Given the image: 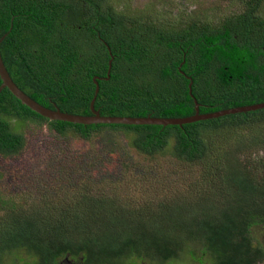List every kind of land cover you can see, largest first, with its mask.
Listing matches in <instances>:
<instances>
[{
  "label": "trees",
  "instance_id": "trees-1",
  "mask_svg": "<svg viewBox=\"0 0 264 264\" xmlns=\"http://www.w3.org/2000/svg\"><path fill=\"white\" fill-rule=\"evenodd\" d=\"M261 1L240 0L242 11L212 25L185 16L171 20L170 10L131 16L111 0H0V54L21 91L69 114H91L95 77L94 109L101 116H191L189 83L201 114L263 103L264 18L256 14ZM160 2L167 3L158 0L151 8ZM27 123L85 140L103 130L128 134V145L142 155H165L203 171L198 184L189 183L168 204L133 209L91 196L86 181L58 195L51 180L40 182L36 192H17V202L0 189V264H166L179 254L200 256L196 264H205L202 256L212 258L206 264L264 262V248L251 236L253 226L264 229V108L181 126L82 125L48 120L4 88L0 156L24 150ZM257 124L254 135L234 137L215 153L212 133ZM246 152L256 156L241 162ZM61 176L70 179L71 173ZM222 187L229 191L225 205L215 198L214 205L197 206ZM103 211L107 222L97 226L93 221ZM165 215L172 217L157 221ZM183 221L189 225L182 234Z\"/></svg>",
  "mask_w": 264,
  "mask_h": 264
},
{
  "label": "rangeland",
  "instance_id": "rangeland-1",
  "mask_svg": "<svg viewBox=\"0 0 264 264\" xmlns=\"http://www.w3.org/2000/svg\"><path fill=\"white\" fill-rule=\"evenodd\" d=\"M156 1L158 0H111L116 8L123 9L131 16L145 13L150 16L157 11L170 10L171 20H185L183 18L185 16L199 21H209L212 25H217L226 17L244 9L240 0H165L166 4L160 2L156 4L154 10L151 3ZM256 14L264 18V0L261 1ZM259 128L257 124L243 126L241 129L225 128L221 132L212 133L215 153L229 147L234 137L247 138L254 135L255 130ZM24 134L27 142L21 153L14 157L0 156V171L3 174L0 189L5 191L7 197L13 196L16 202L18 198L14 195L17 192L22 193L20 190L36 192L41 186L38 183L46 184L51 180V188L54 189L52 192L57 195L58 191L72 190L79 183L86 181L91 187L87 192L102 201L117 199L119 204L120 201L128 203L127 206L131 204V209L134 205L144 207L145 205H141L144 203L147 206L168 204L175 194L181 191L186 193L189 183L198 184L200 182L198 176L203 171L202 167L200 169L199 166L187 165L165 155L155 157L142 155L128 145L130 139L128 134L109 133L103 130L85 140L72 133L60 136L48 130L47 126H35L31 123L25 124ZM242 155L241 162L249 161L256 156L247 152ZM65 172L71 173L70 179L61 176ZM201 188L204 191L209 186L205 184ZM220 189L221 192H214L205 197L203 202L198 200L197 206L209 207L215 204L216 199L217 203L225 205L230 199L229 191L223 187ZM198 190L199 188H195L193 192ZM71 199L76 201L75 194ZM104 211L93 221L97 226H104L107 222ZM171 217L165 215L166 219L158 218L157 221H166ZM179 217L180 220L184 219L182 216ZM186 223L187 221L180 223L182 234L185 226L189 225ZM251 236L254 244L264 248V229L260 225L251 228ZM196 257L200 256L195 255L193 260L188 254H179L166 264H196ZM201 259L205 264L212 260L207 256H202ZM140 264L156 263L144 260Z\"/></svg>",
  "mask_w": 264,
  "mask_h": 264
},
{
  "label": "water",
  "instance_id": "water-1",
  "mask_svg": "<svg viewBox=\"0 0 264 264\" xmlns=\"http://www.w3.org/2000/svg\"><path fill=\"white\" fill-rule=\"evenodd\" d=\"M5 35H3L0 38V44L2 40L4 39ZM111 60L108 62V70L106 72L105 79L107 80L110 75L111 70ZM98 78V77H97ZM0 92L7 88L8 91L18 100L20 103L26 107H28L30 110L36 112L38 115L51 120V121H63L68 123H74V124H82V125H91V124H123V125H160V126H167V125H183V124H189L194 123L197 121H203V120H209V119H216L220 118L226 115H232V114H239V113H246L251 111H256L259 109L264 108V102L253 104V105H247V106H238L228 109H223L220 111H214L211 113H200L199 112V104L197 103L196 99L192 95V89H191V83L188 84V92L190 97L193 99L194 102V114L188 117H182V118H157V117H116V116H101L99 111L94 109V103L99 91V86L96 82V77L93 79L95 83V89L93 97L89 104V109L91 114L82 116V115H75V114H69L61 112L59 109H49L46 108L36 101H34L32 98H30L28 95H26L23 91H21L17 85L13 82L11 79L9 73L7 72L2 58L0 54Z\"/></svg>",
  "mask_w": 264,
  "mask_h": 264
}]
</instances>
